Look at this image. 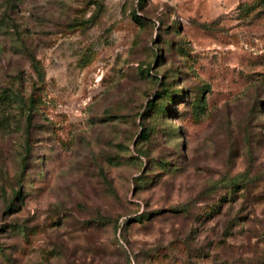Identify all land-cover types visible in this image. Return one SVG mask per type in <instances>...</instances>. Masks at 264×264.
<instances>
[{"label":"rangeland","instance_id":"rangeland-1","mask_svg":"<svg viewBox=\"0 0 264 264\" xmlns=\"http://www.w3.org/2000/svg\"><path fill=\"white\" fill-rule=\"evenodd\" d=\"M0 264H264V0H0Z\"/></svg>","mask_w":264,"mask_h":264},{"label":"trees","instance_id":"trees-1","mask_svg":"<svg viewBox=\"0 0 264 264\" xmlns=\"http://www.w3.org/2000/svg\"><path fill=\"white\" fill-rule=\"evenodd\" d=\"M132 19L136 22V23H139V21H138V16L135 14V13H133V15H132ZM40 77V79H42L41 78V76H39ZM165 93H168L166 90L164 91ZM169 98V101H172V100H174L175 98L174 97H172V96H168ZM30 106H29V108L31 109V107H32V105H33V102H32V99H30ZM148 108V110H151V109H155L157 106H155V104L153 103V102H149V105L147 106ZM163 110H164V108L163 107H160L159 108V112H163ZM147 132H143L142 134H141V138H143V139H147Z\"/></svg>","mask_w":264,"mask_h":264}]
</instances>
